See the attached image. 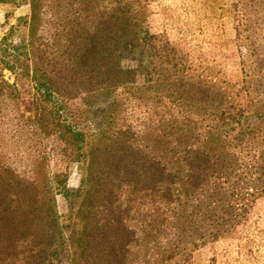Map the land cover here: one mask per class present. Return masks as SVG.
<instances>
[{
    "label": "trees",
    "instance_id": "trees-1",
    "mask_svg": "<svg viewBox=\"0 0 264 264\" xmlns=\"http://www.w3.org/2000/svg\"><path fill=\"white\" fill-rule=\"evenodd\" d=\"M140 2L28 0L22 57L0 47V264H58L55 193L83 196L68 264H91L92 231L103 247H115L114 257H127L117 249L125 230L134 232L136 205L139 240H128L166 261L187 245L231 237L264 192V0L232 3L233 39L244 56L233 94L150 33ZM26 70L33 91L20 109L15 73ZM92 109L102 119L90 130ZM50 137L78 171L73 192L66 171L47 172ZM106 180L119 182L111 197L99 186ZM128 180H142L137 201L126 196ZM95 195L105 218L89 226Z\"/></svg>",
    "mask_w": 264,
    "mask_h": 264
},
{
    "label": "rangeland",
    "instance_id": "rangeland-1",
    "mask_svg": "<svg viewBox=\"0 0 264 264\" xmlns=\"http://www.w3.org/2000/svg\"><path fill=\"white\" fill-rule=\"evenodd\" d=\"M234 0H141L145 13V24L150 33L160 35L171 45L187 53L189 59L198 60L201 64L198 69L203 70L204 80H220L227 94H233L234 90L243 83L242 64L244 56L239 52V47L234 41L233 21L234 14L232 3ZM28 0H15V3H0V47L8 46V52L14 56L24 52V42L28 34ZM8 32L10 34H8ZM7 35L3 40L2 37ZM19 57L21 55H18ZM22 57V56H21ZM13 61L10 59V62ZM248 70V68H247ZM8 69H3L2 74ZM16 72V71H15ZM18 72V73H17ZM15 73V87L18 93L15 103L24 108L29 102L32 84L29 82V73L24 71L22 75ZM250 70V74H253ZM5 78L8 83L13 81V76ZM81 99V98H79ZM78 102V101H77ZM104 104V101H102ZM101 103V109L104 105ZM92 109L88 113V124L93 130L101 123V115ZM48 149L50 157L47 162V172L66 171V187L72 192L78 189V171L75 164L67 162L56 150L58 140L50 137L43 140ZM52 148V149H51ZM53 150V153L51 152ZM133 185L125 183L128 187L127 197L139 199V185L142 180H128ZM100 182V189L105 188L111 197L116 192L115 188L118 180H106ZM55 210L58 225L63 227L62 245L59 252L60 260L58 264H68L72 250H77L76 237L81 233L83 225L82 213L85 208L83 196L78 194L70 195L68 198L55 193ZM104 203L97 197L93 198L92 209L89 213H94L93 222H99L102 217V206ZM82 209V210H81ZM140 209L135 206L133 233L125 230V241L121 243L119 251L124 247L127 254L123 260L113 256L116 252L107 245L103 247V242L98 239L97 232L92 231L93 250L85 252L94 253L91 264H264V192L254 198L248 213L242 223L235 227L234 234L229 238H221L206 243L197 248L189 245L186 250H177V255L166 261L155 258L153 253L156 248L148 245L146 255L140 241H129L130 238L139 240L136 233L139 230L140 216L137 214ZM84 213H86L84 211ZM81 215V216H80ZM125 216V215H124ZM140 218V220H139ZM102 232L109 229L106 223L101 225ZM92 229V228H91ZM95 237V238H94ZM65 241V245H64ZM104 244H106L104 242ZM109 244V243H108Z\"/></svg>",
    "mask_w": 264,
    "mask_h": 264
},
{
    "label": "water",
    "instance_id": "water-1",
    "mask_svg": "<svg viewBox=\"0 0 264 264\" xmlns=\"http://www.w3.org/2000/svg\"><path fill=\"white\" fill-rule=\"evenodd\" d=\"M4 77L9 79L11 77V75H10L9 72L5 71L4 72Z\"/></svg>",
    "mask_w": 264,
    "mask_h": 264
}]
</instances>
